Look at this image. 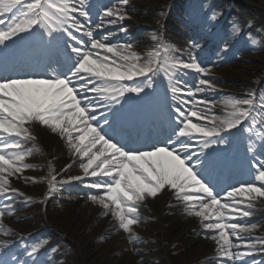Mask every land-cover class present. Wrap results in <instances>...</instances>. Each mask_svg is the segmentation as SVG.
<instances>
[{"label": "snow or ice", "instance_id": "snow-or-ice-1", "mask_svg": "<svg viewBox=\"0 0 264 264\" xmlns=\"http://www.w3.org/2000/svg\"><path fill=\"white\" fill-rule=\"evenodd\" d=\"M86 2L0 0V46L42 29L44 37L51 33L62 34L66 38L65 50L71 54V67L65 72L45 78L0 79V198L11 201L13 195H20L15 190L6 189L9 188V178H18L28 170L25 161L31 152L23 150V142L33 137L26 126L38 124L66 142L71 154L81 161V173L104 178V183L81 186L97 191V195H89L87 199L103 209L104 214L110 211L112 219L124 233H130L140 223L138 205L146 198H156L167 189L185 207L186 214L198 218L202 230L210 233L206 238L214 243L218 261L261 264L259 260L248 258L264 256V240L244 242L242 235L256 231V227L234 222L251 219L252 205L257 199L264 200V159L251 163L248 186L219 194L198 171L199 156L204 149L219 144L222 133L242 130L245 134L264 139V128L256 130L252 125L245 126L249 120L255 123V114L249 109L256 105L251 99L228 100L225 107L231 111L226 113L225 119L217 121L214 115L209 118L203 114L208 102L195 98L196 91L183 90L177 81V86L169 88L174 103L179 107L171 108L174 128L168 142L138 152L124 149L99 130L102 126H94L93 122L98 120L95 113L105 104H120L126 94L140 96L146 87H151L147 83L134 86L131 82L155 74L157 57L161 51L167 53L168 49L162 47L149 53L146 57L148 63L141 65L139 61L145 57L132 54L129 46H106L109 37L101 36L97 40L94 33L129 17L122 14L121 8L113 7L99 14L102 26L93 28L91 14L85 8ZM122 7H127V0ZM105 18H109L110 23L104 24ZM120 31L123 33L127 29L121 28ZM168 59L171 72L196 74V89L214 91L212 84L203 79L209 76L211 69L201 67L194 55L190 61ZM258 107L264 109V101ZM104 123H108L106 118ZM206 124L213 126L205 127ZM193 145H197L199 151ZM249 152L251 154V149ZM65 170L61 169V172ZM55 179V176H50L47 181L49 192L57 190L52 183ZM80 179L79 176L71 177L58 183ZM5 215H12L8 204L0 207V221ZM3 231L0 225V233ZM257 245L260 251H257ZM39 250L34 248L26 255L35 259Z\"/></svg>", "mask_w": 264, "mask_h": 264}, {"label": "rangeland", "instance_id": "rangeland-1", "mask_svg": "<svg viewBox=\"0 0 264 264\" xmlns=\"http://www.w3.org/2000/svg\"><path fill=\"white\" fill-rule=\"evenodd\" d=\"M94 1L95 0H87L86 3L88 5H92ZM124 2L125 0H102V2L100 1L101 6L93 7L92 5V8H90L91 13L87 10L91 14L93 27L96 25H101V21L98 18L99 14H102L104 11L113 7L121 8L122 14L129 17V19H126L123 22H116L114 26L109 28L111 32H114L115 28H126V32H128L129 37L126 39H119L117 38V35H115V39H109L106 41V46H129L131 48L132 54L146 58L149 53H153L158 50V39L161 37L160 34H156L154 40L148 41L146 39V35H148L147 31H156L162 28L166 30L164 37L166 41L165 49H168L166 54L171 58V60L174 61L183 59L185 61H190L191 56L194 55L201 67L205 69H211L209 76L203 77V79L212 84L214 91L203 90V92H201L200 90L196 89V80L198 78L196 74L187 73L186 75H177L176 73L171 72V69L168 68V64L166 65L163 61L159 63V66H161L163 70L162 72H164V74H161L160 76L163 78L165 84L167 83L166 85H168L169 88L170 86H177L178 81L179 86L183 90L196 91L195 98L208 102V105L204 106L206 110L203 114L205 116L211 118L214 115L217 118V121L220 119H225L226 113L231 111V109L225 107L226 102L228 100L243 101L245 99H250L248 94H252L251 90L253 89L254 85L256 87L255 90H259H257L258 96L262 100L264 99V29L261 28L259 31L256 30L252 31L251 33L249 31L246 33L247 28L240 30V28L245 27V25L254 26L258 20L264 21V5H262L260 1L170 0L169 5H178L180 3L179 5L184 7V11L192 6V11H190L192 14L195 12L194 6L196 4L201 6L200 9L202 8L203 12L199 11L197 12L198 14H193L195 16L193 18V23L195 25L193 26V29H196L197 32L206 38V43L198 46L191 44L190 39L185 35V32H188V30L181 26L182 23L181 19L179 18V14H181L183 17V10H179V13H177L176 9L172 12L165 11V2L167 5L168 0H164L162 2L163 7L160 5V9L153 11L152 13L151 10L144 11L143 9L139 11L140 7L137 6L140 4L139 0H127L126 8L122 7ZM171 2H173V4ZM210 5H213L214 7ZM244 6L250 9L249 13H239V10L241 11V7ZM229 9L237 10V12L234 14V17L240 27L238 30L233 27V23L235 21L231 22L230 24L224 23L221 29L224 39L216 42L218 29L216 25L218 24L219 19H222V15L227 13V11L224 12L223 10ZM184 18L190 21V13L186 12L184 14ZM203 19L206 20L209 25L213 26V30L202 27ZM103 23H110L109 18H105ZM219 23L222 24V22ZM145 24H149L150 26L147 27ZM106 31L107 30H104L100 33L104 34ZM101 36L102 34L99 36L94 35V38L98 40ZM138 37L142 39L141 42L139 41L140 38L137 39ZM157 37L158 39H156ZM211 43L214 44L213 48H209ZM142 47H144L145 50H142ZM172 49H175V51H171ZM167 62H170L168 58ZM70 67L71 65L67 68H62V72L67 71ZM147 82L148 81L145 83ZM178 98L185 99V97ZM104 108L105 106L101 107L100 110ZM259 109L260 108L258 107V112H256L259 117L255 118L254 115L253 118L255 123H253V120H249L250 123L252 122V126L256 130L264 128V109ZM102 113L103 115H100L99 112L95 113V115L98 116V120L94 121L93 124L94 126H102L99 128V130L102 131V133L107 137L106 129L103 128L107 125L104 123L105 118L107 119V112L102 111ZM258 118H260V120ZM197 123H200V121H197ZM204 126L212 127L213 125L206 124ZM245 126H249V124ZM39 127L41 126L39 125ZM47 132V138L49 137L48 143L53 142L56 134H52L50 131ZM236 136L238 137V135ZM241 136L242 137L239 136L238 139L240 141L244 140L247 142L254 135L245 134L242 131ZM56 138L57 140L54 142L55 145L59 144L61 141L59 137ZM254 138L257 137L254 136ZM163 142L154 146H163L167 143V141ZM233 142H235L233 135L222 136V139H220V142L217 145L224 146L225 143H227V147L229 144H233ZM64 146H67L66 142L64 143ZM154 146L128 145L126 150L138 152L140 150H147ZM193 148H198V146L193 145ZM220 149L223 151L225 148ZM198 150L199 149H197V151ZM70 152L71 151L68 148L62 155H56L57 162L55 163V167L58 170L54 175L56 179L52 181V183L57 188L56 191L49 192V186L47 187V190H45L43 184L50 179L51 175H45V165L43 166L40 163L37 165L32 162H25V164L28 166V170L18 178H9L10 189L8 190H15L16 192L20 193V195H13L16 197L15 201L17 200V202L14 203L0 198V207L8 204L12 208V215H5L4 219L0 221V225H2L4 230L2 233H0V241L6 240L10 247H12V245L15 244V242L12 244V241L15 240L16 237H18V235H20L23 231L28 230L29 238L26 241H21V243L14 248L18 258L24 257L26 260H28V262H30V260H34L33 263L41 261L43 263L48 262V264H141V261L136 259V256L129 250L124 251V255L123 253H120L121 246H123L125 243H128V240H126V238L123 236L132 235L133 231L136 229L132 228L130 233H124L121 231L116 221L110 217V211L107 214H104L103 209H101L98 205L92 204L87 199L89 195H97V191L95 189H87L81 186L85 183H104V178L90 177L91 179L83 180V173H79L77 171L78 168L74 166L72 168H66L68 167L66 166V170L61 172V167L65 165L67 154ZM36 156L41 158L40 150L36 152ZM57 157L59 159H57ZM261 159H264V155L261 157ZM261 159L259 158V160ZM34 169L37 170L36 174L33 173ZM77 176L81 177L79 181L65 184L58 183L60 180L68 181L71 177ZM33 180L37 182L33 183ZM249 184L250 175L246 173L243 178H236V181L233 182L230 187L227 188L226 185L220 192H218V194L233 190L239 186H248ZM44 191L49 193L50 200L45 205V210H42L43 207L39 205L41 203L39 202L38 195ZM161 195H163V190ZM143 203V205H147L146 210L150 214H155L154 210H151L150 208L159 209L161 207L160 202H157L155 198H146ZM145 206L141 209H145ZM255 206L258 207L257 211L260 209L264 210V200L257 199L252 207ZM30 208L32 209L33 213H35V216H38L34 220L27 215L19 217V215L16 214V212H23L27 209L29 210ZM251 211L254 213V209H251ZM179 213L180 212L177 210H171L164 214L165 218L168 219L167 226H169V230L165 232L163 236L154 238V241H152V245L149 248L151 255L148 258V261L145 263L226 264L225 262L217 260L216 253L213 250L214 243L212 241H208L204 244H201L200 241L198 245L193 247L188 245L187 239L189 235L184 236L183 233L172 226H174V222H177V220H180L179 224H181L194 220L195 217L188 216L186 211L181 215ZM139 218L141 221V217ZM23 221H28L27 224L35 223V225H26V228L23 229L21 228L22 225L20 226L19 224ZM49 221H61L65 225H70V228L74 230V234H72V232L70 233V230L69 233L66 232V234H62L65 239L63 246L70 248L72 252L76 254H85V260L79 261L73 255L62 258L60 257L58 260L54 258L55 255L60 253V250H56V252L53 253L49 248H53V245L56 246L60 242L59 236H57L55 233L57 231L48 236L41 234L45 228L49 227ZM153 221L155 222L156 220L154 219ZM234 223L243 224L240 221H235ZM145 224L147 225L146 222ZM148 225L150 224L148 223ZM143 226L145 227V225ZM143 226L141 228H144ZM255 227L257 229L256 231L243 234L245 237L244 242L264 240V222L255 224ZM136 228L140 229L138 225ZM192 228L193 227H191V229ZM30 230H38V232L41 230V232H39L36 236H33L34 234L31 233ZM144 230L146 229L144 228ZM194 231V235L199 237H202L201 235L203 234H208L199 227H195ZM73 238L80 240L79 248L76 243L73 244ZM233 242L235 243L237 241L233 240ZM210 244L211 246L208 248V245ZM166 246L170 248V252L167 256L163 252L164 247ZM34 248H39L40 250L37 252L35 259H32L29 258L26 253ZM0 249H2L0 252V259L7 261L10 264H19L15 262V260H17L15 258H10L11 260H7L9 252H7L6 248ZM257 251H260L259 245H257ZM61 259L64 260L62 263L60 262ZM248 259L259 260L261 264H264V256L262 255H256Z\"/></svg>", "mask_w": 264, "mask_h": 264}, {"label": "bare ground", "instance_id": "bare-ground-1", "mask_svg": "<svg viewBox=\"0 0 264 264\" xmlns=\"http://www.w3.org/2000/svg\"><path fill=\"white\" fill-rule=\"evenodd\" d=\"M163 1L164 0H139L140 4H138L137 6L140 7L139 11H141L143 9H144V11L151 10V13H152L153 11H156V10L160 9V5H161V7H163V4H162ZM258 1H260L261 4L264 5V0H258ZM169 2H170V0H168L167 5H166V2H165L164 9H165L166 12H172V11L175 10L174 5H172V6L169 5ZM210 6H213V5H210ZM85 7H87V6L85 5ZM223 11L224 12L227 11V13L225 15H222V19H223L222 22L230 24L231 22L235 21L233 23L234 24L233 27L238 30V28L240 26L237 24V22L235 20V17H234V14L237 12V10H230L229 9V10H223ZM249 12H250V9H248L246 6L241 7V11L239 10V13H243V14H246V13H249ZM8 15L10 16L11 14H8ZM263 23H264V21L258 20L257 23L254 24L255 27L254 26H246L245 25V27L240 28V30H243L244 28H247L246 29V33L248 31L250 33L252 31H256V30L259 31L261 28L264 29V24ZM104 24H108V23H104ZM145 25L147 27L150 26L149 24H145ZM95 27H93V28H95ZM110 27H112V26L103 28V31L107 30L104 34L100 33V32H95L94 35H98L99 36L100 34H102V36H108L109 39H115V35H117V38H119V39H124V38L126 39V38L129 37L128 32H123L122 33L120 31L121 28L120 29L115 28L114 29L115 31L111 32L109 30ZM40 30L43 31L42 29H40ZM147 33H148V35H146V37H147L146 39L148 41H150V40H154L156 34L165 35L166 30H164V29H158L156 31L149 30V31H147ZM42 36H40V37H42ZM186 36H187V38L190 39V42H191L192 45L195 44L196 46H198V45H201L203 43H206V40H205L206 38L205 37L199 36L198 34H196L194 32L188 31ZM254 36H253V38H254ZM139 38L140 37H138L137 39H139ZM129 39H131V38H129ZM156 39H158V37ZM43 40H44V42L47 45L50 46L48 51H43L44 55L46 56V59L44 61H46V62H47L48 59L49 60H53V59H51L53 57L51 55L52 49L53 50L55 49V48H53L51 46L53 41H61V42L66 43V38H64L62 36V34H60V33H51L50 36L42 38V39H39V42H42ZM141 40L142 39L140 38L139 41L141 42ZM29 41H30V39L28 40L26 37H23V36L22 37H18V40H17L16 44L17 43H21V45H20L19 49H14V51L10 53L9 59H10V56H12L13 58H12L11 61H16L17 62L19 59L24 60L26 58V55H28V53H25L26 52L25 51L26 50L25 46L29 45ZM6 47H10V45H8V43H7L4 46H0V53H5V50H3V49H5ZM141 49L145 50L144 47H142ZM7 58H8V56H7ZM158 58L160 60H163L165 57L162 56V55L161 56L159 55ZM158 58H157V60H158ZM139 63L141 65H143L145 63H148V59H146V58L142 59V60L139 61ZM29 65L30 64H28L26 66L28 67ZM156 69L158 71L156 70L155 74H150L149 80H150L152 85H154L155 87H160L161 88L162 85L164 84V82H163V78H161V76H160L162 74V71L160 69H158L157 63H156ZM27 72H28V75L31 76L29 78H33L34 74L39 73L40 70L28 68ZM14 73H19V72H14ZM58 73L59 72L57 70L54 71V69H52V70H50L49 74L46 73V77L53 76V75H56ZM263 75H264V71H263ZM2 78L5 79V78H7V76H3ZM2 78H0V79H2ZM143 83H144V81H141L139 83V85H137V86H142V85H144ZM131 84L134 85L133 82H131ZM125 86H128V85H125ZM134 86H136V84ZM146 89L147 88H145L144 93L146 92ZM255 89H256V87L254 85L253 89L251 91L253 92V94H255V92H257V94H258L259 90L257 89L258 90L257 91ZM131 95L132 94H126L123 98H121V102L118 105L108 106L107 104H105L106 110L109 111L110 117L113 118L112 121H111V126L114 129L110 128V131L112 132L113 130H118V129L121 130L123 127H126V128L135 127V126L144 127V124H146V126H149V128L147 129L146 127H144L142 129V131L145 134L146 133L149 134V132L154 133L155 130L153 131V127L155 126V123L152 120L153 119L152 118V114L149 112V110H152L151 107H149V110H147L148 108H144L140 112V115L138 113H132L130 111V109H127L125 107V105L123 103V100H124V98H127L128 96H131ZM137 97H140V96H137ZM255 99H256V101H260L261 100V98L258 97V96ZM136 103H137V101H131L130 106L133 107V109H136L140 105V104H138V103L136 104ZM125 104H126V102H125ZM157 104L158 105L156 107V111H157L156 115L162 117V113H161L162 112L161 111L162 108H161L159 103H157ZM165 118L166 117H165V115L163 113L162 119H165ZM28 128L30 130V134L33 137V139L23 142L24 143V149L23 150L30 151V152L32 151V153H31V156L29 157V159H27L25 162H32V163L37 164V165H39V163H40L43 166L45 165V167H44V170L46 172L45 175L47 174V175L54 176L56 174L57 170H58L55 167V163L57 162L56 155H59V154L62 155L64 153V151H66L68 149V146H64V143H65L64 140H61L59 144L55 145L54 142L57 140L56 137H59L58 135H56V137H54V141L53 142L48 143L49 137L47 138V134H48L47 131H50V130H48L47 128L44 129L42 127H39L38 124L28 125ZM38 150L41 151V158H39V156H36V152H38ZM262 150H263V154H264V148H262L261 151ZM201 156H202V159L203 158H208L207 154H204V155L202 154ZM259 156L260 155L258 154L257 157H259ZM57 159H59V158L57 157ZM80 163H81V161L77 157H74L71 154V152H70V153L67 154L65 165L63 167H61V168L64 169L66 166H68L66 168H70V167L72 168L74 166V167L78 168L77 171L79 173H81L80 170H79ZM49 164L51 165V174H49ZM33 173L36 174L37 170L34 169ZM82 176H83V180L91 179L86 174H83ZM43 185L45 187V190H47L48 183L45 182ZM8 189H10V188H8ZM8 189H6V191H11V190H8ZM46 195L48 196L47 199H45ZM15 198H16L15 196H12V200L10 202H12V203L17 202V200L15 201ZM38 198H39V202L41 203L39 205L43 207L42 210H45V208H46L45 205L50 200L49 193L47 191L41 192L38 195ZM155 200L157 202H160V205H161V207L159 209L150 208L151 210H154L155 214L148 213V211L146 210L147 209L146 208L147 205L146 206L143 205L144 203H140L138 205V207L140 209L139 217H141V221L138 224L140 229H137L136 228L137 225H136V226L133 227L136 230L133 231L132 235L123 236V237L126 238V240H128V243L123 244V246H121V249H120V253H123V255L125 254L124 251L129 250L132 254H134L136 256V259L141 261V264H146L145 262L148 261V258L151 255V252L149 251V248L151 247L152 241H154V238L163 236L164 233L169 230L168 229L169 226H167L168 219L165 218L164 214H166L168 211H171V210L172 211H176L177 210V211L180 212L179 214L181 215V214H184V212L186 211L185 207L182 204H180L179 201L174 199L173 194L171 192H169L167 189H164L163 190V195H161V194L158 195L155 198ZM144 206H145V209H141ZM252 209H254V213L252 214L251 219L245 218L244 220H240L241 223H243V224L247 223L250 226H255V224H257V223H263L264 222V210L260 209V210L257 211V209H258L257 206L252 207ZM16 214L19 215V217H23L24 215H27L28 217H30L33 220L36 219V217H38V216H35V213H33L31 208L29 210L27 209L26 211H23V212H16ZM109 215H111V212H109ZM181 217H183V216H181ZM154 219L156 220L155 222L153 221ZM179 221L180 220H177V222H174V226H172V227L177 229V230H179L181 233L184 234V236L189 235V237L187 239V243H188L189 246L193 247L195 245H198L200 243V241H201V244H204V243L210 241V240H208L206 238L207 235H210L209 233L208 234H203V235L199 234L202 237L194 235L195 234V231H194L195 227L202 228L201 227V222L198 221V218H195L194 220H191L189 222H184V223H181V224H179ZM27 222L28 221H23V222L19 223L20 226L22 225L21 228H23V229L26 228V225H30V226L31 225H35V223L34 224L33 223L32 224H30V223L27 224ZM145 222L147 223V225L145 224ZM148 223L150 225H148ZM143 225H145V227ZM142 226L146 230H144V228H141ZM191 227H193V228L191 229ZM69 230H70V233L72 232V234H74L73 233L74 230L70 228L69 224L65 225L61 221H56V222L49 221V227L45 228V230H43L41 234H44V235L48 236V235L53 234L55 231H57L55 233L57 234V236H59L60 242L56 246L53 245V248H49V249L52 250L53 253L56 252V250H60V253L55 255V257H54L56 260H58L60 257L61 258L62 257H67L69 255L75 256V258H77V260H79V261L85 260V258H86L85 254H79V253L76 254V253L72 252V250L70 248H67V247L63 246L65 239H64V236L62 234H66V232L69 233ZM27 232H28V230L27 231H23L22 233H27ZM74 243H76L78 248L80 247V240H76V238H73V244ZM210 246H211V244L208 245V248ZM0 247L7 248L8 251H10L11 253L14 252V250H12L13 248H11V249L8 248L9 245H8L6 240H1L0 241ZM163 252L167 256L168 253L170 252V248H168L167 246L164 247ZM14 255L16 256L15 259H17V260H15V262H17L19 264H27V263H30V264L31 263L32 264H48V262H44L43 263L41 261H37V263H33L34 260H30V262H28V260H26L24 257L18 258L16 253H14ZM87 257H88V255H87ZM62 261H64V260L61 259L60 262L62 263ZM65 261H67V260H65ZM0 264H3V262L0 261Z\"/></svg>", "mask_w": 264, "mask_h": 264}]
</instances>
